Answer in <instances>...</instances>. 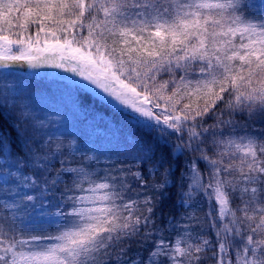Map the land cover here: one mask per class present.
Returning a JSON list of instances; mask_svg holds the SVG:
<instances>
[{
	"label": "snow or ice",
	"instance_id": "obj_1",
	"mask_svg": "<svg viewBox=\"0 0 264 264\" xmlns=\"http://www.w3.org/2000/svg\"><path fill=\"white\" fill-rule=\"evenodd\" d=\"M24 65L129 133L105 155L2 98L0 264H264V0H0Z\"/></svg>",
	"mask_w": 264,
	"mask_h": 264
},
{
	"label": "trees",
	"instance_id": "obj_2",
	"mask_svg": "<svg viewBox=\"0 0 264 264\" xmlns=\"http://www.w3.org/2000/svg\"><path fill=\"white\" fill-rule=\"evenodd\" d=\"M13 75L33 77L35 81L23 79L16 83L7 77ZM57 76L26 75L0 66V103L7 95L9 107L14 100L27 105L50 124L54 137L74 139L82 147L94 148L105 155L122 148L129 133L126 122L91 94L70 92L63 87L76 77L60 81ZM0 115L3 117L4 131H10V111L0 108Z\"/></svg>",
	"mask_w": 264,
	"mask_h": 264
},
{
	"label": "rangeland",
	"instance_id": "obj_3",
	"mask_svg": "<svg viewBox=\"0 0 264 264\" xmlns=\"http://www.w3.org/2000/svg\"><path fill=\"white\" fill-rule=\"evenodd\" d=\"M15 68V67H14ZM16 70H20L21 72L20 73H24L25 72V74L26 75H30V74H34L35 72H40L41 73V75H36V76H51V75H44V73H47V72H50V71H56V75H59V76H65V75H67L68 76V78H72V76H71V74H65V73H63V72H59L58 70H47V71H43V70H33V69H30V70H27V69H24V70H22V69H20V68H15ZM10 80H12V81H16V83H18V82H22V81H24L23 79H26V80H32V81H35L34 79L35 78H31V77H29V78H23V77H21V76H19V77H16V76H7ZM2 91H3V89H2ZM3 93H4V91H3Z\"/></svg>",
	"mask_w": 264,
	"mask_h": 264
}]
</instances>
